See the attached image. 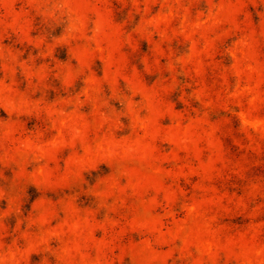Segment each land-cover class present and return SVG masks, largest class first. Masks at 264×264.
<instances>
[{
    "label": "rangeland",
    "instance_id": "1",
    "mask_svg": "<svg viewBox=\"0 0 264 264\" xmlns=\"http://www.w3.org/2000/svg\"><path fill=\"white\" fill-rule=\"evenodd\" d=\"M0 264H264V0H0Z\"/></svg>",
    "mask_w": 264,
    "mask_h": 264
}]
</instances>
